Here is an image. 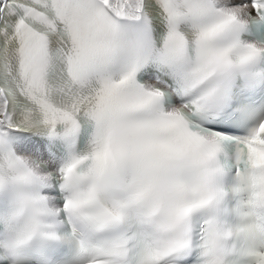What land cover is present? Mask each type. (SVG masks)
<instances>
[{
    "label": "snow or ice",
    "instance_id": "snow-or-ice-1",
    "mask_svg": "<svg viewBox=\"0 0 264 264\" xmlns=\"http://www.w3.org/2000/svg\"><path fill=\"white\" fill-rule=\"evenodd\" d=\"M222 156L264 200V0H0V264H199Z\"/></svg>",
    "mask_w": 264,
    "mask_h": 264
},
{
    "label": "clouds",
    "instance_id": "clouds-1",
    "mask_svg": "<svg viewBox=\"0 0 264 264\" xmlns=\"http://www.w3.org/2000/svg\"><path fill=\"white\" fill-rule=\"evenodd\" d=\"M220 176L221 174H218L209 178L208 183L212 190H220L218 184ZM203 199L206 203L201 205L199 214L209 221L205 235L209 238L210 245L201 251L199 264H230L238 243L245 244L257 238H264V200L257 201L250 192H247L239 220L231 223L220 217L218 206L208 202V194ZM182 227L187 229V218L183 221ZM255 259L254 255L253 264Z\"/></svg>",
    "mask_w": 264,
    "mask_h": 264
}]
</instances>
